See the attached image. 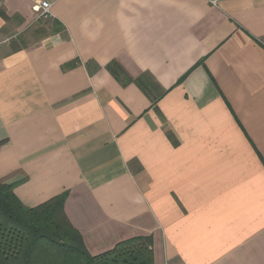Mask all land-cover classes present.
Returning a JSON list of instances; mask_svg holds the SVG:
<instances>
[{
	"label": "crops",
	"instance_id": "0c3cea01",
	"mask_svg": "<svg viewBox=\"0 0 264 264\" xmlns=\"http://www.w3.org/2000/svg\"><path fill=\"white\" fill-rule=\"evenodd\" d=\"M38 1L0 2V183L93 256L264 264V0Z\"/></svg>",
	"mask_w": 264,
	"mask_h": 264
},
{
	"label": "trees",
	"instance_id": "16d2710c",
	"mask_svg": "<svg viewBox=\"0 0 264 264\" xmlns=\"http://www.w3.org/2000/svg\"><path fill=\"white\" fill-rule=\"evenodd\" d=\"M67 197L26 208L12 185L0 183V264H154L152 237L91 255L65 213Z\"/></svg>",
	"mask_w": 264,
	"mask_h": 264
},
{
	"label": "built area",
	"instance_id": "2783aa9c",
	"mask_svg": "<svg viewBox=\"0 0 264 264\" xmlns=\"http://www.w3.org/2000/svg\"><path fill=\"white\" fill-rule=\"evenodd\" d=\"M33 1L35 2L34 12L36 14L37 21H41V20L49 21L54 18V15L52 13L53 4L47 1H38V0H33ZM207 1L210 3V5L215 7H217L220 2V0H207Z\"/></svg>",
	"mask_w": 264,
	"mask_h": 264
}]
</instances>
